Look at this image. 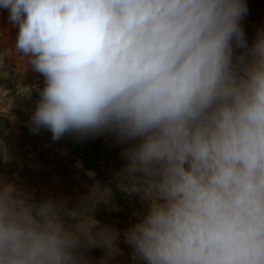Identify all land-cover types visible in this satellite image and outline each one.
<instances>
[{"label":"clouds","instance_id":"1","mask_svg":"<svg viewBox=\"0 0 264 264\" xmlns=\"http://www.w3.org/2000/svg\"><path fill=\"white\" fill-rule=\"evenodd\" d=\"M0 9L44 78L30 130L127 145L116 187L147 205L123 231L132 264H264V29L249 46L245 0ZM112 199L95 182L71 208L0 177V264H114L121 232L95 217Z\"/></svg>","mask_w":264,"mask_h":264},{"label":"rangeland","instance_id":"2","mask_svg":"<svg viewBox=\"0 0 264 264\" xmlns=\"http://www.w3.org/2000/svg\"><path fill=\"white\" fill-rule=\"evenodd\" d=\"M245 3L248 14L241 26L250 46L257 31L264 29V0ZM16 34L8 12L0 9V177L28 186L38 198L63 200L71 208L78 206L95 182L111 187L112 203L98 205L95 217L120 230L124 254L117 257V262L132 264L123 231L138 220L136 213H146L147 205L116 187L115 175L124 165L121 153L127 145L118 143L111 133L84 138L66 134L54 141L47 129L31 131V115L40 100L44 78L31 68L27 57L15 50ZM102 256L101 249H93L92 264Z\"/></svg>","mask_w":264,"mask_h":264}]
</instances>
